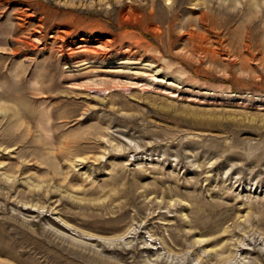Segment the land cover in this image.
<instances>
[{"label": "rangeland", "instance_id": "374dc122", "mask_svg": "<svg viewBox=\"0 0 264 264\" xmlns=\"http://www.w3.org/2000/svg\"><path fill=\"white\" fill-rule=\"evenodd\" d=\"M178 263L264 264V0H0V264Z\"/></svg>", "mask_w": 264, "mask_h": 264}, {"label": "bare ground", "instance_id": "6f19581e", "mask_svg": "<svg viewBox=\"0 0 264 264\" xmlns=\"http://www.w3.org/2000/svg\"><path fill=\"white\" fill-rule=\"evenodd\" d=\"M206 18H207L206 15H203V16L201 17V19H206ZM257 242H258V240H257ZM246 245H247V244H246ZM248 245H251V244H248ZM248 245H247V246H248ZM153 248H154V247H153ZM243 249H244V248H243ZM169 258H170V257H166V259H165V258H164V259L168 261ZM178 264H179V263H178Z\"/></svg>", "mask_w": 264, "mask_h": 264}]
</instances>
